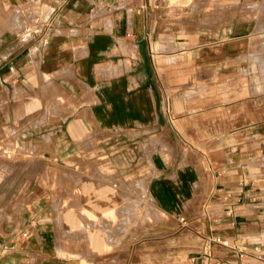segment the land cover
Segmentation results:
<instances>
[{
    "label": "crops",
    "instance_id": "obj_1",
    "mask_svg": "<svg viewBox=\"0 0 264 264\" xmlns=\"http://www.w3.org/2000/svg\"><path fill=\"white\" fill-rule=\"evenodd\" d=\"M21 1L42 17L22 32L0 24V167L12 170L0 182V264H264L249 248L264 240V132L252 99L218 85L250 31L238 14L261 0ZM21 147L37 160L13 159ZM49 158L74 174L64 187L75 193L33 180L21 195L20 165L44 170ZM84 185L142 204L116 244L95 240L102 254L56 222L99 216ZM66 199L71 209L56 210ZM211 236L230 246L202 252Z\"/></svg>",
    "mask_w": 264,
    "mask_h": 264
},
{
    "label": "rangeland",
    "instance_id": "obj_2",
    "mask_svg": "<svg viewBox=\"0 0 264 264\" xmlns=\"http://www.w3.org/2000/svg\"><path fill=\"white\" fill-rule=\"evenodd\" d=\"M41 17L37 2L20 0L18 6L10 7L0 0V24H13L7 27L8 29L19 32L25 31L28 29V24L30 22ZM239 19H242L244 22L243 25L249 24L250 31L245 34L248 35L245 37V40H243L241 44H237L234 48L238 54V58L235 60L234 74L228 76L224 81H221L222 79L220 78L218 85H231L233 88L237 89L236 97L240 98V102L250 100L249 98L252 99L251 107L258 115L257 120L259 123L257 125V130L264 132V122H262L264 118V0L247 4L242 12V18H240L238 14L236 22H238ZM246 21H248V23H246ZM1 26L2 25H0V30L3 29ZM256 143V147L259 146L258 142ZM259 147L263 150L264 144H261ZM261 156L264 155L258 154L259 159H262ZM3 157L9 160L12 155L8 151ZM13 159L18 160L20 163H25L27 160H37V156H34V154L29 155L27 150L21 147L17 154L13 155ZM261 172L264 173V167ZM11 173L12 170L9 167H0V182L2 181L7 184L9 179H11ZM95 173L98 174V172ZM73 179V173L68 172L66 174L61 170L56 160L49 158L44 170L36 167L27 170L23 169L20 165L18 169V192L21 195L28 194L30 183L35 180L41 191L45 188L55 194L58 192L64 194L67 190L68 196L71 193H75V188L68 186L64 187V182ZM110 183L112 184V182ZM95 188L96 187H91L90 185H84L82 187V194L86 198H90L92 193L96 196V201L93 203L86 202L84 207L95 211L94 214L99 215L98 217H90L82 220H76L74 218H57L56 222L63 221L72 229L79 228L80 230L77 235L78 239H80L79 241L93 253L102 254L108 247L105 245L97 247L95 245V240L100 239V242L103 244L109 243V246L116 244L123 236L125 228L136 222L135 218L138 216V211L142 207V204L140 206L139 204L129 202L130 200L119 191L118 186H102L97 190ZM67 200L68 199L63 203H58L56 201V210L69 211L71 209V204ZM143 209L146 212V217H144V219L150 220L152 216H154L155 211L149 205ZM259 209L263 211L264 205L261 204ZM255 221L258 222L260 227L264 228V218ZM260 242H264V240L262 239ZM260 242L253 246L249 245V248L253 250L252 255L261 261L260 263H263L264 244L261 246ZM214 245L216 244H212L210 248ZM217 246L220 247V245ZM183 247L184 249L179 250L180 258L187 257L184 256V252L188 250L185 248L190 246L186 244V246ZM255 247L258 248L255 249ZM201 251L208 252V249L204 250V242L201 245ZM247 259L249 258L246 257V260Z\"/></svg>",
    "mask_w": 264,
    "mask_h": 264
},
{
    "label": "built area",
    "instance_id": "obj_3",
    "mask_svg": "<svg viewBox=\"0 0 264 264\" xmlns=\"http://www.w3.org/2000/svg\"><path fill=\"white\" fill-rule=\"evenodd\" d=\"M22 235L26 236V233L24 232V233H22ZM212 244L225 246V247L230 246L229 243L226 240H224L222 237L211 236V237L206 238V240L204 241V250L209 249ZM204 252H206V251H204Z\"/></svg>",
    "mask_w": 264,
    "mask_h": 264
}]
</instances>
